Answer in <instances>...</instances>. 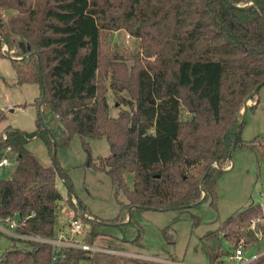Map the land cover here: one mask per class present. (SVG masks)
<instances>
[{
    "label": "trees",
    "instance_id": "16d2710c",
    "mask_svg": "<svg viewBox=\"0 0 264 264\" xmlns=\"http://www.w3.org/2000/svg\"><path fill=\"white\" fill-rule=\"evenodd\" d=\"M229 1L258 6L239 9L227 0H0V54L5 46L13 52L19 84L42 82L45 90L35 101L34 132L7 126L0 134V160L8 147L18 158L14 169L7 168L11 175L0 176V218L18 214L24 231L55 237L58 203L64 199L58 169L74 216L91 226L86 237L91 244L105 234L100 226H120L135 209H184L208 198L215 206L245 101L264 86V0ZM118 30L139 38L140 48L130 55V65L123 54H111L101 72L103 34ZM21 42L30 48L24 50ZM109 90L128 106L115 117ZM257 94L248 109L257 106ZM5 117L0 109V121ZM244 124L245 119L237 146H264V136L242 139ZM75 135L82 138L86 164L105 171L117 184L116 196L120 191L126 196L115 218H86L88 208L75 200L65 169L44 165L27 148L30 139L41 137L53 157L54 143L67 148ZM103 137L111 152L94 160L86 138ZM126 173L133 174L132 187ZM254 217L264 218L259 203L235 212L207 235L211 264H226L225 243L234 250L242 238L255 237L249 228ZM260 228L264 233V224ZM24 243L28 247L9 248L0 264H50V244ZM94 260L85 250L71 249L55 264Z\"/></svg>",
    "mask_w": 264,
    "mask_h": 264
},
{
    "label": "rangeland",
    "instance_id": "374dc122",
    "mask_svg": "<svg viewBox=\"0 0 264 264\" xmlns=\"http://www.w3.org/2000/svg\"><path fill=\"white\" fill-rule=\"evenodd\" d=\"M102 47L101 72L108 66L107 58L116 52L123 54L125 58H122V61L130 65V55L139 50L140 39L126 30L105 31ZM7 51L5 46L4 56L0 54V109L6 115L5 119L0 121V134L7 126L31 133L37 127L35 101L41 95V85L19 84ZM10 52L13 55V52ZM122 94L130 97L127 91ZM256 97L260 104L256 109H248L241 130L242 139L248 142L258 136H264V86ZM107 99L111 116H118L122 109H128L112 90L107 92ZM249 102L250 106L255 103L253 98ZM183 117H187L185 112ZM86 141L90 144L94 160L108 156L111 152L106 137L86 138ZM27 148L44 165H54L41 137L30 139ZM87 159L88 155L79 135L74 136L69 147L57 149L58 163L71 179L74 198L80 199L87 206V211L93 218H115L120 211V202L127 201L126 196L120 191L117 197V184L105 171L88 166ZM232 165V169L222 172L218 178V199L215 206L211 205L208 198L198 205L184 209H135L130 214L131 223L127 221L120 226H100L98 230L105 234L96 238L94 245L106 251L96 253L92 264H211L207 247L211 243L207 235L216 231L229 216L245 209L251 203H259L264 208V146L260 145L255 149L237 146L233 153ZM1 175L9 177L11 170L5 169ZM125 178L132 187L133 174L126 173ZM57 185L64 198L59 201L57 208V228L62 230L70 223L74 214L67 203L69 188L59 172ZM61 206H65L66 210ZM254 219L256 224L252 227L250 220L249 228L255 232V237L246 240L244 251L248 258L261 255L248 264L264 263V233L260 228V224H264V218ZM84 227L87 231L91 230L89 224ZM13 242L10 237H0V258L13 246ZM224 251L226 264H235L229 259L233 252L229 244H224Z\"/></svg>",
    "mask_w": 264,
    "mask_h": 264
},
{
    "label": "built area",
    "instance_id": "2783aa9c",
    "mask_svg": "<svg viewBox=\"0 0 264 264\" xmlns=\"http://www.w3.org/2000/svg\"><path fill=\"white\" fill-rule=\"evenodd\" d=\"M130 36V35H129ZM8 49V47H6ZM18 158L17 154L11 147L6 149L5 155L0 160V176L2 171L11 168L14 169L17 165ZM85 217H90L89 214L85 213ZM256 224L254 218L251 219V226ZM85 223L82 217L76 218L74 215L72 220L64 229H60L55 232V237L45 238L40 235H34L30 232L24 231L25 220L21 219L19 215L9 217L6 219L0 218V237L6 236L14 240V244L19 247H28L24 241H40L51 245L52 258L50 264H55L58 260L65 258L66 251L71 249H81L88 252L89 257H94L98 252H105L106 250L95 246L87 242L86 237L89 234L84 227ZM23 245V246H22ZM245 245L246 240L242 238L239 241V245L230 254L229 259L235 264H248L257 256L248 258L245 256ZM264 254V253H263ZM81 264H92L91 261H83Z\"/></svg>",
    "mask_w": 264,
    "mask_h": 264
},
{
    "label": "water",
    "instance_id": "95a60500",
    "mask_svg": "<svg viewBox=\"0 0 264 264\" xmlns=\"http://www.w3.org/2000/svg\"><path fill=\"white\" fill-rule=\"evenodd\" d=\"M231 5H233V6H235V7H237V8H239V9H247V8H249V7H252V6H258V3H256V2H251V3H248V4H246V5H235V4H233L231 1H229V0H227ZM21 46L23 47V49L25 50V49H29L30 48V46H25V44H24V42H21ZM8 51L10 52V49L8 48ZM9 56L12 58L13 56H12V54H11V52L9 53ZM258 89H259V87L257 88V89H255L254 90V92L246 99V101H245V104H244V108H243V111H242V116H241V120L239 121V123H238V125H237V127H236V129H235V131H234V140H233V147H232V149H231V151H230V153H229V158H230V160H231V162H232V157H233V152H234V149L236 148V146H237V131H238V129H239V127H240V125H241V123H242V121L244 120V118H245V115H246V113H247V111H248V106H249V104H250V102L249 101H251L252 100V98L257 94V91H258ZM44 85H43V83L41 82V92H42V94L44 93ZM53 161H54V165L58 168V162H57V146H56V143H54V146H53ZM215 165L216 166H218L219 168H221L220 166H219V163L218 162H215ZM232 168V165L230 166V167H228V168H226V169H222L223 171H226V170H228V169H231ZM58 172H59V174H60V170L58 169ZM61 175V174H60ZM66 182V181H65ZM67 184V183H66ZM68 186V185H67ZM69 188V187H68ZM74 192V191H73ZM205 196H206V192H205V190L203 191V199L205 198ZM78 198H76L75 200H77ZM85 213H87V214H89L87 211H85L84 212V216H85ZM90 215V214H89ZM86 218H89V219H95V218H93V217H91V215H90V217H86ZM129 219H130V215H129ZM127 221H129V220H127Z\"/></svg>",
    "mask_w": 264,
    "mask_h": 264
},
{
    "label": "crops",
    "instance_id": "0c3cea01",
    "mask_svg": "<svg viewBox=\"0 0 264 264\" xmlns=\"http://www.w3.org/2000/svg\"><path fill=\"white\" fill-rule=\"evenodd\" d=\"M259 104H260V100L258 101L257 107L259 106ZM257 107H256V108H257ZM256 108H255V109H256ZM234 152H235V149H234ZM234 152H233V153H234ZM231 165H232V164H231ZM232 168H233V165H232ZM232 168H231V169H232ZM228 170H230V169H228ZM61 208H62L63 210H66L65 206H61ZM72 212H73V211H72ZM87 212H88V211H87ZM89 214H90V212H89ZM90 215H91V214H90ZM91 217H93V216L91 215ZM57 218H58V217H57ZM57 220H58V219H56V224H55L56 229H55V230L58 231V229L60 230V228H57V223H58ZM109 251H110V250H109Z\"/></svg>",
    "mask_w": 264,
    "mask_h": 264
}]
</instances>
